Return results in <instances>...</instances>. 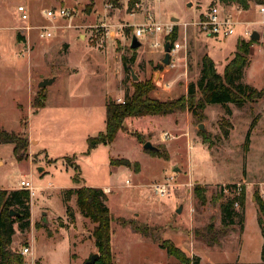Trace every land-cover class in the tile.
Instances as JSON below:
<instances>
[{
  "label": "rangeland",
  "instance_id": "rangeland-1",
  "mask_svg": "<svg viewBox=\"0 0 264 264\" xmlns=\"http://www.w3.org/2000/svg\"><path fill=\"white\" fill-rule=\"evenodd\" d=\"M108 1L113 5L111 10L105 8ZM248 1V10L220 0L31 1L32 26L57 23V30L51 39H41L39 32L33 30L28 54L20 42V32L12 29L24 25L17 6L25 0H0V130L22 135L25 123L26 132L32 134L27 160H16L14 145H0V160L4 162V165L0 162V187L20 190L21 181H32L36 187L34 198L30 197V231L22 233L17 224L14 226L12 249L21 252L29 248L32 253L24 256L25 264H85L98 253L92 237L95 226L88 219L76 222V214L81 215L76 197L68 204L64 202L67 189L83 184L111 187L102 190L113 219L111 244L115 264L178 262L152 242H142L133 227L123 222L147 229L151 233L148 239L157 245L171 240L174 234H183L186 243L182 250L189 257H199L200 264H264L261 260L264 238L258 225L256 202V197L264 200V94L262 99L242 109L230 105L232 116H227L221 106L212 105L199 117L185 111L166 117L127 119V128H123L113 144L100 145L90 155L85 154L87 139L105 131V111L100 105L104 86L108 85L106 102L122 103L125 95L134 91L135 81L125 62L136 56L129 66L139 78L137 82L150 80L153 84L156 73L164 70L163 48L155 49L152 45L155 42L164 45L168 39L165 34L145 35L140 39L141 48H130L129 38L135 27L147 22L149 16L162 27L173 24L174 30L177 29L175 41L180 44L185 42L184 24L190 25L187 55L179 54L176 67L170 68L166 77L171 82L187 71L188 86L198 82L202 58L207 52L222 74L224 65L236 51L234 42L249 41L246 31L258 32L260 40L251 48V63L242 83L264 93V21L257 0ZM212 5L221 6L237 21L236 34L224 41L206 39L193 25ZM60 8L74 12L72 29L65 28L67 21L49 20L43 14ZM173 18L178 22L174 23ZM102 23L110 28L108 38L98 34L97 27ZM61 33L71 35L69 40L60 39ZM41 78L55 82L40 89ZM180 80L179 86L185 84ZM28 90L32 104L39 97L47 100L50 94L48 109L39 110L38 114L28 103ZM94 101L97 106L90 121L83 104ZM225 131L229 133L226 137ZM132 132L142 134L143 143L150 142L168 153L169 158L146 153ZM248 135L249 142L245 145ZM32 139L39 140V145L33 146ZM111 158L128 159L141 166L138 170L135 166L112 167ZM75 177L80 184L74 183ZM169 178H173L172 186L162 198L155 193L154 185ZM196 185L204 189V204L195 196ZM227 185L246 188V206L244 210L236 206V225L220 239L219 245L209 247L201 235L210 225L217 230L222 228L217 196ZM66 206L75 213L74 223L66 213ZM180 209L182 212L178 213ZM241 219L243 233L238 225ZM196 231L200 234L196 235Z\"/></svg>",
  "mask_w": 264,
  "mask_h": 264
},
{
  "label": "trees",
  "instance_id": "trees-1",
  "mask_svg": "<svg viewBox=\"0 0 264 264\" xmlns=\"http://www.w3.org/2000/svg\"><path fill=\"white\" fill-rule=\"evenodd\" d=\"M227 4H238L244 10L249 9L248 0H220ZM257 3L264 4L263 0H257ZM177 29L168 37V41L173 43L176 40ZM254 40H238L236 51L231 60L226 64L223 73L219 74L216 69V64L208 55L202 58L201 74L197 83H191L188 86L186 96H180L176 99L159 100L153 97L155 87L150 80L142 82H134L132 84L134 91L131 95H125L122 103H117L113 100H108L106 103V129L97 136L90 137L87 140L86 155L96 149L100 145H111L115 142L118 133L123 130V125L127 119L155 117V116H170L177 113L189 111L194 117H199V114L204 112L207 106L219 105L226 112L227 116H232L230 105H234L237 109L244 108L248 103L252 104L262 99L263 91H257L250 85L242 83L244 73L251 63V48L255 44ZM136 56H133L129 62H125L126 70L129 71V64H134ZM46 97L35 99L32 107L38 110L44 108ZM25 124V123H24ZM229 125V123H227ZM26 126V124H25ZM140 144L142 142V134L138 132L131 133ZM228 131L224 132V136H228ZM249 135L245 145H248ZM14 145V156L19 162L27 160L29 140L25 139L22 133L16 134L0 130V145ZM153 157L168 159V153L164 151H146ZM75 160V158H73ZM52 162V161H51ZM75 165V164H74ZM110 165L113 167L135 166L138 170L139 163H131L128 159H110ZM74 183L80 184L79 178L75 177ZM228 189L227 196L224 189ZM221 188L217 200L220 202V212L222 215L223 226L217 230L210 225L208 231L201 235L209 247L220 244V239L228 235L230 228L236 225V206L244 210L246 206V188L237 185H227ZM194 193L202 204L205 203L204 189L200 185H196ZM72 197H76V204L81 215L90 220L94 224L92 237L95 241V247L99 254L98 261L95 264H115L112 260V216L107 205V195L100 188L80 187L67 189L64 192V202L68 204ZM257 198L259 210L258 225L261 234L264 238V200ZM11 211L19 214L11 216ZM66 213L75 221V213L73 209L66 206ZM31 201L30 194L25 190L7 191L0 189V264H25L24 257L18 251L12 249L13 238L16 234L15 224L18 225V230L22 233L30 231L31 221ZM123 225H131L136 233L145 237H151V233L147 229H141L135 226L133 222H123ZM240 232H244V220L239 221ZM200 233L196 231V235ZM159 248L166 251L170 258H175L176 264H200V258L197 256L189 257L186 253L175 245L171 240H163L158 244ZM261 260L264 262V245L261 251ZM87 264V261L85 262Z\"/></svg>",
  "mask_w": 264,
  "mask_h": 264
},
{
  "label": "built area",
  "instance_id": "built-area-1",
  "mask_svg": "<svg viewBox=\"0 0 264 264\" xmlns=\"http://www.w3.org/2000/svg\"><path fill=\"white\" fill-rule=\"evenodd\" d=\"M31 1H38V0H25L24 4H20L17 6V13L20 16L22 22H24V26L21 29L23 32L30 33L33 30H37L39 32V37L41 39H51L53 38L55 31L57 30L56 24L54 26H47L43 25L40 27L32 26L31 24V8L30 3ZM106 10H111L113 5L109 3V1L105 4ZM259 14L262 16L264 21V5L259 6ZM44 16L49 20L53 21H67L68 24L65 26L66 29H72V21L74 19V12L70 9L60 8V9H50L43 12ZM194 27L199 30V32L205 35L208 38H213L217 40H226L233 35L236 34L237 29V21L235 16L225 12V10L221 6L212 5L206 13L201 14L198 17V20L194 22ZM188 27L190 25L188 23L184 24V39L185 42L180 44L177 41L171 43L170 41L164 42V45L161 43L155 42L152 47L158 49L160 47L163 48L166 43L170 42L171 47V63L169 66L164 65L163 72H157L154 76V87L157 92H169L173 89V83L167 81V75L169 73L170 68L176 67L175 62L179 60V54L184 53L187 55V37H188ZM98 34L102 38H108L111 34L110 28L108 25L102 23L97 27ZM174 27L173 24L167 25L166 27H162V25L156 23L151 16L147 19V22L136 26L132 36L129 38L131 42V38L133 36L137 37L139 40L145 35H157V34H165V36L169 37L173 34ZM252 32L246 31L245 36L251 37ZM28 54H30L31 49L28 48ZM164 53V52H163ZM168 71V72H167ZM169 135H166L168 138ZM173 178L166 179L164 183L154 185L155 193L164 198L168 195L169 190L171 188V181ZM127 184L130 185V182L127 181ZM225 188V187H224ZM20 190L28 191L30 194L31 199L35 196L36 187L32 183V181H21L20 183ZM225 194H229L228 189H224ZM264 198V194L262 195ZM20 254L24 257L27 255H32L29 248H23Z\"/></svg>",
  "mask_w": 264,
  "mask_h": 264
},
{
  "label": "crops",
  "instance_id": "crops-1",
  "mask_svg": "<svg viewBox=\"0 0 264 264\" xmlns=\"http://www.w3.org/2000/svg\"><path fill=\"white\" fill-rule=\"evenodd\" d=\"M140 5H137V7H139ZM90 20H92V18L91 19H89V21ZM23 26L24 25H20V26H15V27H13L12 29H13V31H15L16 33L19 31L20 32V34H21V44H23L24 46H26V49L28 50V48H30V46L33 44V39H32V32L33 31H31L30 33H26V32H23L21 29L23 28ZM62 34V33H61ZM66 34V33H65ZM56 36V35H55ZM71 35H67V36H64L63 34L62 35H60V39H62L63 40V38L65 37V39L66 40H69V37H70ZM206 37V36H205ZM58 39H59V37H58ZM206 39H208V40H213V38H208V37H206ZM17 40V39H16ZM214 40H217V39H214ZM213 40V41H214ZM238 40V39H237ZM237 40L234 42V45H236L237 44ZM224 41V40H223ZM17 42H19V41H17ZM60 42V41H59ZM206 54H208L210 57H211V55L207 52ZM212 58V57H211ZM213 59V58H212ZM214 61V60H213ZM228 63V62H227ZM225 66L226 65H224V67H223V70H224V68H225ZM222 70V71H223ZM75 71V70H74ZM168 72V71H167ZM219 73V72H218ZM170 74V71H169V73H168V75ZM220 74V73H219ZM49 79V78H48ZM181 79V80H180ZM178 80H180V81H182V82H185V84H183V85H180L179 86V82H178ZM171 83H173V85H174V87H173V89L171 90V91H169V92H167V93H165V92H157V91H155V98H157V99H159V100H162V101H165V100H169V99H176V98H178V97H180V96H186L187 95V93H188V83H187V71H185V72H183L182 71V73L181 74H179L178 75V78H176V80H174V81H171ZM107 91H108V85H105L104 86V88H103V93H102V96H101V103H100V105H102V108L104 109L103 111H105L104 112V114H103V117H105V129H106V97H107ZM121 97V95H119V97L118 98H120ZM27 99H28V103L31 105V107H32V100H31V96H30V92H29V90H28V95H27ZM51 98H50V94H48V97H47V100H46V102H45V106H44V108H42V109H40V112H43L45 109H48V107H49V105H50V100ZM94 103H96L95 101L94 102H91V103H85V104H83V108L85 109V114H86V117H87V119H89L90 121H91V118H93V116H94V113H93V111H94V107H96L97 106V104H94ZM33 108V107H32ZM38 114H39V110H38V112H37ZM105 115V116H104ZM233 115V114H232ZM130 120V119H129ZM129 120L127 121V122H129ZM122 131V130H121ZM120 131V132H121ZM119 132V133H120ZM101 133V132H100ZM119 133H118V135H119ZM186 134V133H185ZM31 131H29V141H30V139H31ZM117 135V136H118ZM90 138V137H89ZM88 138V139H89ZM87 139V140H88ZM39 143H40V141L39 140H37V139H32V144H33V146H38L39 145ZM95 150V149H94ZM93 150V151H94ZM32 151V150H31ZM92 151V152H93ZM91 152V153H92ZM33 153V152H32ZM90 153V154H91ZM145 154V153H144ZM146 155V154H145ZM130 161V160H129ZM0 162H2V164L4 165V162L2 161V160H0ZM132 162V161H131ZM110 163V162H109ZM139 163V162H138ZM140 164V163H139ZM140 166H141V164H140ZM113 167V166H112ZM129 171H130V169H129ZM178 171H179V169H178ZM177 171V172H178ZM141 173V172H140ZM139 173V174H140ZM138 175V174H137ZM85 185V187H93V188H100V189H107V188H111L110 186H100V185H96V186H86V184H83V186ZM83 186H77L76 188H80V187H83ZM2 190H7V191H9V190H13L14 188L13 187H7V188H3V187H0ZM31 210H32V207H31ZM81 218H83V219H85V220H87L86 218H84L83 216H81V215H79V214H76V222H78L79 220H81ZM91 223V222H90ZM92 225H94V224H92ZM135 234H138L139 236H140V239L142 240V242H145V243H150L151 244V242H152V244L154 245L155 244V246H158L156 243H154L152 240H150V239H148V237H145V236H143V235H141V234H139V233H136L135 231H133ZM111 241H112V238H111ZM171 241L175 244V245H177L179 248H183V246L185 245V240H184V238H183V234H181V235H176V234H174L173 236H172V238H171ZM92 246H93V243H92ZM94 246H95V243H94ZM111 246H112V244H111Z\"/></svg>",
  "mask_w": 264,
  "mask_h": 264
},
{
  "label": "water",
  "instance_id": "water-1",
  "mask_svg": "<svg viewBox=\"0 0 264 264\" xmlns=\"http://www.w3.org/2000/svg\"><path fill=\"white\" fill-rule=\"evenodd\" d=\"M190 6H191V5H190ZM172 21H173L174 23H177V22H178V19L173 18ZM250 39H251V40H254V41H259V40H260V35H259V33L256 32V31H254V32L252 33ZM141 46H142V43L140 42V40H139L137 37L133 36V37L131 38L130 48H131L132 50H137V49L141 48ZM171 47H172V45H171L170 42L166 43V45H165V47H164V58H163V60H162V63H163V65H165V66H169L170 63H171ZM128 67H129V70H130L131 73H132V79H133V81L137 82V81L139 80V78L134 74V71H133L132 67H131V66H128ZM54 82H55V79L41 78V82L39 83L38 87H39L40 89H45V88H47L48 86L52 85ZM123 128H124V129L127 128V124H126V123L123 125ZM199 128H200V130H201L202 132H205V128H204L203 125H200ZM23 134L25 135V139H26V140H29V134L26 132V126H25V124H24V126H23ZM143 149H144L145 151H153V152L160 151L157 147H155L154 145H152L150 142H146V143L144 144V146H143ZM40 171H41V169H40ZM175 171L177 172L178 169H176ZM181 212H182V209H180V210L178 211V213H181ZM18 215H19V214L15 213L14 211H11V216H18ZM98 259H99V254H98V253L93 254V255L90 257V259L87 261V264H95V262L98 261Z\"/></svg>",
  "mask_w": 264,
  "mask_h": 264
}]
</instances>
